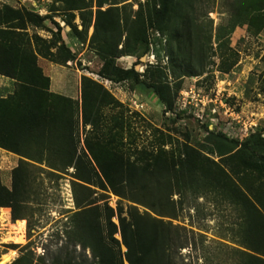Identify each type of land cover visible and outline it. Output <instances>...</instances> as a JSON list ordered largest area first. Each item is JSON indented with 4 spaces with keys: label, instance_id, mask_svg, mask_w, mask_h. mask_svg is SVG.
Masks as SVG:
<instances>
[{
    "label": "trees",
    "instance_id": "1",
    "mask_svg": "<svg viewBox=\"0 0 264 264\" xmlns=\"http://www.w3.org/2000/svg\"><path fill=\"white\" fill-rule=\"evenodd\" d=\"M56 1L69 15L66 23L71 26L70 34L85 40L91 21V4L87 0ZM201 1L145 0L138 2L133 14H124L121 10L124 5H118L122 0H95L90 43L103 59L99 74L114 81L129 79L144 84L165 109H171L180 83L172 89L163 69L146 68L140 74L134 67H119L116 58L143 56L148 49L145 30L152 27L167 35L165 51L169 71L174 77L201 75L209 58V49L205 47L194 16L195 4ZM105 4L108 6L102 9ZM231 8L230 29L245 23L247 30L255 34L264 27V0H236ZM74 11L79 12L83 22L81 30L72 23ZM44 18L47 17L25 8L9 5L0 8V75L15 82L14 91L0 97V148L26 157L20 146L33 137L50 141L54 133L58 136L52 139H58L59 144L64 142L61 148L52 149L55 158L46 164L57 171L74 169L71 186L76 210L69 216V227L62 232L65 244L56 248L48 264H89L68 251V246L89 250L94 264H177L176 252L186 245L180 225L173 223L182 210V201L191 196L200 197L217 185L225 189L226 196L240 205L244 213L243 243L253 253L237 250L238 264H264V183L262 188L249 189L248 194L236 186L224 187L227 177L224 167L233 172L253 170L264 175V139L258 134H251L242 141L229 139L224 134L215 135L220 154L227 153L221 158L222 165L187 142L180 145L177 153L162 148L146 153L143 163L125 158L109 143L99 140L96 143L85 140L88 155L78 153L73 116L76 109H80L83 125L95 127L105 120L101 113L103 106L109 103L119 106L120 103L100 84L86 77L82 78L79 106L72 99L49 91L50 78L36 61V50L43 52L38 46L42 40L34 36L32 42L25 31L27 22L39 23ZM51 22L56 27L52 33L60 39L61 27L53 19ZM217 47L221 51V42ZM60 49H64L62 58L51 53L54 61L65 63L73 58L63 44ZM233 63L234 59L221 68L228 70ZM47 101L69 105L70 115L49 111ZM118 113L111 121L112 126L106 128L105 134L110 133L111 140L119 134L113 132L116 128L123 132L126 118L120 111ZM28 165L19 160L11 170L10 187L0 179V208L9 207L13 221L27 218V210H31L28 206L31 191ZM49 174L56 175L52 171ZM90 186L108 189L126 202H118L115 208L107 202L94 204L90 200L94 193ZM174 195H178V199H173ZM137 205L145 209L140 211ZM113 217L117 223L112 221ZM29 226L28 221V229ZM115 233L120 240L114 237ZM10 264L47 263L44 253L35 256L27 245Z\"/></svg>",
    "mask_w": 264,
    "mask_h": 264
},
{
    "label": "rangeland",
    "instance_id": "2",
    "mask_svg": "<svg viewBox=\"0 0 264 264\" xmlns=\"http://www.w3.org/2000/svg\"><path fill=\"white\" fill-rule=\"evenodd\" d=\"M87 1L91 4V21L85 40H80L76 35L70 34L71 26L66 23L69 15L61 10L58 1L0 0V8L3 5L25 8L38 16L47 17L39 23L27 22L25 31L32 42L34 36L42 40L38 46L43 52L35 50L37 64L43 73L51 76L53 69H59L54 78L57 87L64 79L69 78L70 85L66 91L69 96L65 97L72 99L79 106L82 78L86 77L100 84L120 103L119 106L110 103L103 106L101 113L105 120H101L100 125L95 127L83 125L80 109H76L73 116L77 126L75 140L78 153L88 155L85 140L92 143L99 140L109 143L125 158L143 163L142 161H146V153L156 152L159 148L177 153L180 145L187 142L221 164V158L227 153L220 154V144H217L215 135L222 133L213 125L212 120V117H216L218 123L225 122L220 100L223 104L227 103L233 111L254 113L258 124L252 134H258L264 139L261 135L264 133V27L255 34L247 30L245 23H239L230 29L231 3L236 0H202L201 3L195 4L194 16L202 32L205 47L209 49L208 63L201 75L174 77L169 71L168 55L165 51L167 35L152 27H146L145 30L148 49L143 56L138 58L136 55H124L116 58L119 67H134L140 74H143L146 68L163 69L172 89L180 83L171 109H165L152 90L144 84L133 83L129 79L114 81L99 74L103 59L90 43L96 6L95 0ZM138 2L143 3L145 0H122L118 5H124L121 9L124 14H133L138 8ZM107 6L108 4H105L101 8L105 9ZM73 14L72 23L77 30H81L83 22L79 12L74 11ZM86 16L88 17V14ZM52 19L61 27L60 39L52 33L56 31ZM219 42L222 44L221 51L217 47ZM62 44L73 55V58L65 63L54 61L51 55L52 53L57 58H62ZM222 55L225 60L221 59ZM233 59V65L228 70H223V64L233 62ZM140 78H143V75H140ZM14 86L15 82L12 80L11 89L5 96L14 91ZM133 101L141 103L143 107L135 108ZM214 103L219 107L217 113L211 112ZM46 104L51 112L62 111L63 115H70V107L65 103L54 105V101H47ZM119 111L126 118L123 132L116 128L113 132L119 134H115L116 138L111 140L110 133L105 134L106 128L112 126L111 121L115 115H119ZM196 113L201 114L202 118L196 120ZM51 136L56 138L58 135L53 133ZM52 138L48 141V138L33 137L21 145L26 157L6 149L1 152V182L10 187L11 170L22 159L29 164L31 188L28 199L31 210H27V218L17 219L24 220L22 242H17L19 235L13 225L17 220L11 219L10 208H0V260L3 255L10 257L5 264L13 262L27 245L35 256L44 253L48 264L56 248L65 244L62 232L69 227V216L76 210L71 186L74 169L57 171L47 166L46 162L55 158V151L52 149L61 148L64 143L59 144L58 139ZM224 170L227 172L224 179L225 188L236 186L248 194L249 189L263 186L264 175L253 170L233 172L226 167ZM49 171L57 176L49 174ZM90 187L94 191L90 195L94 204L107 202L115 208L118 202H126L108 189ZM79 192L78 190L77 193ZM225 193V189L217 185L200 197L191 196L182 201V210L179 211L178 218L173 220V223L180 225L182 237L186 242V245L176 252L177 264H238L237 250L253 253L243 243V210ZM173 199H178V195H174ZM137 207L140 211L145 209L141 205ZM3 209H8V214L3 213ZM112 221L117 223L115 217ZM114 237L120 240L118 233H115ZM66 249L80 260L94 264L89 250L83 251L79 246H68ZM121 249L125 250L123 246Z\"/></svg>",
    "mask_w": 264,
    "mask_h": 264
},
{
    "label": "built area",
    "instance_id": "3",
    "mask_svg": "<svg viewBox=\"0 0 264 264\" xmlns=\"http://www.w3.org/2000/svg\"><path fill=\"white\" fill-rule=\"evenodd\" d=\"M105 81L107 80L105 79ZM219 103L222 107V113L225 116V122L223 124L218 123V118L216 117H212V120L214 122L213 125L216 126L222 134H224L229 139L242 141L255 132L258 122L254 113L233 111L232 108L227 105V103L223 104L221 100ZM133 104L135 108L143 107L142 104L137 101H133ZM200 112H202V109ZM211 112H219V107L215 106V103L211 108ZM195 117L196 120L201 119L202 115L196 113ZM261 135L264 137V133Z\"/></svg>",
    "mask_w": 264,
    "mask_h": 264
},
{
    "label": "crops",
    "instance_id": "4",
    "mask_svg": "<svg viewBox=\"0 0 264 264\" xmlns=\"http://www.w3.org/2000/svg\"><path fill=\"white\" fill-rule=\"evenodd\" d=\"M58 70L59 69H53L51 76L48 74L49 77H50V91L53 92V93H57V94L63 95V96H67L68 94H66L67 93L66 91L68 90V88H69L68 86L70 85L69 84L70 83L69 78L68 79L66 78L67 80L64 79L63 83L60 84L58 87L56 86V84H54L55 75L57 73H59ZM11 82H12V79L0 75V97H4L6 94H8V92L11 89V87H10ZM2 151H4L3 148H0V155L2 154L1 153ZM7 157H8V155H7Z\"/></svg>",
    "mask_w": 264,
    "mask_h": 264
},
{
    "label": "bare ground",
    "instance_id": "5",
    "mask_svg": "<svg viewBox=\"0 0 264 264\" xmlns=\"http://www.w3.org/2000/svg\"><path fill=\"white\" fill-rule=\"evenodd\" d=\"M3 213L8 214V209H3ZM0 217H1V215H0ZM13 225H15L16 233L19 235V238H18L17 242H22L23 228H24V220H17L16 223L13 224ZM9 259H10V257H8L7 255H3L1 257L0 264H5Z\"/></svg>",
    "mask_w": 264,
    "mask_h": 264
}]
</instances>
